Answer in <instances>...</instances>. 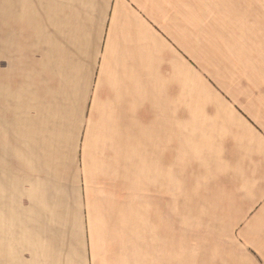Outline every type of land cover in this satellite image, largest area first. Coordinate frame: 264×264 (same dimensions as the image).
<instances>
[{
    "label": "crops",
    "instance_id": "1",
    "mask_svg": "<svg viewBox=\"0 0 264 264\" xmlns=\"http://www.w3.org/2000/svg\"><path fill=\"white\" fill-rule=\"evenodd\" d=\"M148 4L1 3L9 46L19 47L21 57L27 47L47 46L50 16L55 30L80 31L86 23L94 40L84 58L89 85L68 213L61 190L21 205L15 168L5 167L0 264H154L145 262V174H170L171 139H177L171 131L180 133L179 126L189 157L205 167L192 187L200 191V204L225 208L218 221L229 224L215 252L201 250L192 264H264V85L185 92L183 124L171 130V29ZM33 30H40L37 40ZM71 47L73 62H83L79 43ZM204 191L215 192L210 203Z\"/></svg>",
    "mask_w": 264,
    "mask_h": 264
},
{
    "label": "rangeland",
    "instance_id": "2",
    "mask_svg": "<svg viewBox=\"0 0 264 264\" xmlns=\"http://www.w3.org/2000/svg\"><path fill=\"white\" fill-rule=\"evenodd\" d=\"M141 1L171 29V119L176 120L171 130L183 124L185 92L217 84L264 85V0ZM53 18L47 46L27 47L21 57L19 47L9 46L7 15L0 14V173L3 178L5 167L14 166L21 205L61 190L68 213L89 85L84 58L94 34L86 23L80 31L55 30ZM30 33L37 40L40 30ZM78 43L84 59L79 63L73 62L71 47ZM182 130L171 131L177 139H171L170 174H145V262H199L200 251L215 252L221 245L217 238L229 226L218 221L225 208L201 205L200 191L192 188L205 167L189 157ZM202 193L208 203L215 196Z\"/></svg>",
    "mask_w": 264,
    "mask_h": 264
},
{
    "label": "bare ground",
    "instance_id": "3",
    "mask_svg": "<svg viewBox=\"0 0 264 264\" xmlns=\"http://www.w3.org/2000/svg\"><path fill=\"white\" fill-rule=\"evenodd\" d=\"M241 240V239H240Z\"/></svg>",
    "mask_w": 264,
    "mask_h": 264
}]
</instances>
